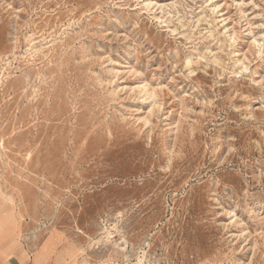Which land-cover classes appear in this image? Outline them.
Listing matches in <instances>:
<instances>
[{
  "label": "rangeland",
  "instance_id": "obj_1",
  "mask_svg": "<svg viewBox=\"0 0 264 264\" xmlns=\"http://www.w3.org/2000/svg\"><path fill=\"white\" fill-rule=\"evenodd\" d=\"M0 247L264 264V0H0Z\"/></svg>",
  "mask_w": 264,
  "mask_h": 264
},
{
  "label": "crops",
  "instance_id": "obj_2",
  "mask_svg": "<svg viewBox=\"0 0 264 264\" xmlns=\"http://www.w3.org/2000/svg\"><path fill=\"white\" fill-rule=\"evenodd\" d=\"M0 264H29V261L20 254L5 255V249L0 247Z\"/></svg>",
  "mask_w": 264,
  "mask_h": 264
},
{
  "label": "bare ground",
  "instance_id": "obj_3",
  "mask_svg": "<svg viewBox=\"0 0 264 264\" xmlns=\"http://www.w3.org/2000/svg\"><path fill=\"white\" fill-rule=\"evenodd\" d=\"M231 38V37H230ZM219 59V58H218Z\"/></svg>",
  "mask_w": 264,
  "mask_h": 264
}]
</instances>
